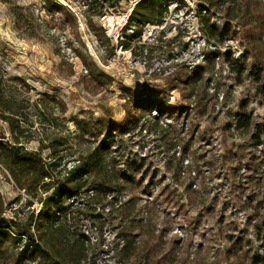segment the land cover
<instances>
[{
	"label": "rangeland",
	"instance_id": "rangeland-1",
	"mask_svg": "<svg viewBox=\"0 0 264 264\" xmlns=\"http://www.w3.org/2000/svg\"><path fill=\"white\" fill-rule=\"evenodd\" d=\"M11 1L49 24L41 27L43 35L28 37L24 30L16 28L10 4L0 1V68L7 78H21L27 83V87L21 88L24 103L28 98L42 108L47 106L46 110L58 120L56 126H44L36 110L30 107L22 143L15 144L10 123L0 116V141L22 152L36 153L49 165L55 161L51 150L41 149L38 140L44 138L49 143L61 139L67 142L63 151L66 155L58 169L65 164L68 168L75 161V156L68 155V148L71 145L76 149L73 135L81 131L76 120L94 133L102 130L105 134L108 125L122 123L125 102L133 93L153 91L156 96L152 108L142 112L144 118L153 117L160 103L177 108L166 115L168 118L162 117L163 128L154 132L139 126L118 132L115 141L120 154L144 158L142 171L148 172V176L139 186L140 191H145L142 204L153 200L156 207L153 213L160 235L156 241L166 245L163 253L167 264H184L188 245L196 260L193 264H246L250 256L245 253L248 247L235 256L240 247L236 238L250 240L251 251L259 246L254 224L247 216L252 211L250 196L261 184L257 174L244 167L252 161L247 138L229 125L242 102L248 103L247 110L260 118L264 117V104L249 77L238 84L222 55L231 50L238 58L246 51V64L251 65L256 50L264 60V30L258 27L261 13L264 14V0L256 4L258 22L251 17L248 25L252 35L258 37L261 33V42L249 43L236 20L221 41L209 43L201 30V21L210 16L212 23L222 27L227 21L224 13L212 12L207 6L201 8L205 4L199 0H163L167 10L162 25H145L141 39L134 38L128 49L121 44L126 39L123 28L140 0H92L90 5L84 0H50L61 7L54 10L53 18L44 9L49 0ZM66 12L75 15L76 25ZM86 14L97 33L102 35L99 28H103L102 42L89 27ZM131 32L132 29L126 31ZM216 50L221 53L219 57L205 58ZM79 53L92 64L90 72ZM180 70L199 79L194 91L178 83ZM174 155L177 162L186 157L184 165L187 161L197 165L192 168L196 172L194 178L189 179L186 173L175 181L166 172V162ZM2 166L0 193L6 206L4 216L10 220L18 209L29 208L30 197ZM154 170L158 176L151 180ZM190 183H194L191 189ZM41 207L38 200L30 206L36 212ZM80 224L86 229L85 223ZM105 237L107 243L113 241L109 232ZM106 259L110 260L107 254L99 258L102 262ZM171 259L174 261L170 262Z\"/></svg>",
	"mask_w": 264,
	"mask_h": 264
},
{
	"label": "trees",
	"instance_id": "trees-1",
	"mask_svg": "<svg viewBox=\"0 0 264 264\" xmlns=\"http://www.w3.org/2000/svg\"><path fill=\"white\" fill-rule=\"evenodd\" d=\"M0 1L10 4L18 30H24V34L33 38L44 34L41 27L47 26L49 21L37 16L30 9L12 3L11 0ZM199 1L205 4L201 8L207 6L206 8L212 12L221 11L227 20L222 27L212 23L210 16L201 21V30L209 43L211 40L221 41L229 30L227 28L230 27L231 22L236 20L244 29L249 43L261 42L263 38L260 36L261 33L257 37L250 33L253 30L248 29L251 17L258 22V18L256 19V15L259 16L256 5L258 0H241V5H239L240 0ZM84 2L90 5L92 0H84ZM48 3L44 7L45 12L53 18L54 10L59 11L61 7L50 0ZM166 10V1L140 0L123 28V36L126 39L122 40L121 44L127 49L130 48L134 38L141 39L142 30L147 24L161 26L163 13ZM66 13L76 25L75 15ZM261 14L262 21L260 18L261 25L258 27L263 32L264 14ZM86 18L89 27L94 29L102 42L103 28H99L102 32L100 35L92 26L88 14ZM129 29H132V32L126 33ZM253 49L256 47L254 46ZM245 52L237 58L231 50H228L223 53V60L238 84L244 82L245 76L252 80L256 85V95L264 104V60L255 50L253 53L255 62L247 65ZM220 54L218 50L211 51L205 58L219 57ZM77 55L90 72L92 64L88 63L87 56L83 53ZM177 80L179 84L185 86L184 88L190 87L191 91L195 90L199 82V79L194 78V75L187 70H180ZM22 87H27L23 79L7 78L0 68V116L10 123L15 144L22 143L21 138L27 130L24 125L29 117L27 110L30 107L36 110L44 126L48 124L56 126L58 120L48 109L46 110L47 106L42 108L40 103H31L28 98L24 103ZM47 96L53 99L52 96ZM153 96H156V93L148 90L133 93L132 98L125 102L126 115L122 123L108 125L105 134L102 130L99 134L94 133L88 128L89 126L83 127L81 122L76 120L75 123L81 131L73 135L76 149L71 145L68 148L70 150L68 155L75 156L74 164L68 168L65 164L58 169L61 158L66 155L63 151L67 142L65 144L61 139H52L49 143H45L44 138L38 140L41 149L51 150V157H54L55 161L49 165L36 153L22 152L19 148L10 147L0 141V163L7 168L18 188L25 190L30 197L29 208L18 209L9 220L4 216L6 206L0 193V264L168 263L163 253L166 245L156 241L160 235H157L153 213L156 207L153 205V200H147L144 205L142 204L145 191H140L139 186L148 176V172L142 171L145 165L144 158L126 156V152L120 154L115 141L118 132L133 130L139 126L143 130L148 127L149 131L154 132L163 128L162 117L168 118L169 116L166 115L172 114L177 108L160 103L151 119L144 118L142 112L152 108ZM247 106L248 103L244 102L239 105V111L232 114V122L229 126L230 129L240 131L247 138L252 161L244 167L257 174L255 176L259 177L261 184L254 196H250L252 211L247 216V219L254 224L259 246L251 251L253 248L251 241L239 236L236 241L240 247L236 250L235 256L236 253H243L248 247L249 251L246 250L245 253L250 256L246 264H264V117L255 116L247 110ZM63 107L62 112L65 110ZM173 140L175 141L172 139V142ZM185 158L182 157L177 162L178 157L174 155L166 162V172H170L175 181H179L186 173L189 179L196 175L192 168H197V165L191 161H187L184 165ZM157 176L158 171L154 170L151 180ZM192 184L194 183L189 184L190 189L193 187ZM35 200L42 203L38 212L30 208ZM80 222L85 223L86 229ZM106 232L113 236V241L110 243L106 241ZM185 233L188 238L187 229ZM229 238L232 240L233 237L230 235ZM185 248H187L186 258H183L182 262L193 264L196 260L190 253V245ZM106 254L110 260L100 261V256Z\"/></svg>",
	"mask_w": 264,
	"mask_h": 264
},
{
	"label": "built area",
	"instance_id": "built-area-1",
	"mask_svg": "<svg viewBox=\"0 0 264 264\" xmlns=\"http://www.w3.org/2000/svg\"><path fill=\"white\" fill-rule=\"evenodd\" d=\"M0 120H1V117H0ZM0 167H3L1 163H0Z\"/></svg>",
	"mask_w": 264,
	"mask_h": 264
}]
</instances>
